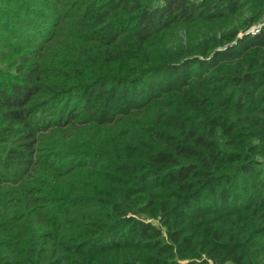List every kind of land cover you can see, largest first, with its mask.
<instances>
[{
    "label": "trees",
    "instance_id": "16d2710c",
    "mask_svg": "<svg viewBox=\"0 0 264 264\" xmlns=\"http://www.w3.org/2000/svg\"><path fill=\"white\" fill-rule=\"evenodd\" d=\"M0 264H264V0H0Z\"/></svg>",
    "mask_w": 264,
    "mask_h": 264
},
{
    "label": "rangeland",
    "instance_id": "374dc122",
    "mask_svg": "<svg viewBox=\"0 0 264 264\" xmlns=\"http://www.w3.org/2000/svg\"><path fill=\"white\" fill-rule=\"evenodd\" d=\"M41 7H37V9H40ZM41 11H40V13H42L43 14V8H41L40 9ZM37 18V17H36ZM37 19H39V16H38V18ZM50 29V25L48 24V25H46V30L43 32V35H46V33H47V31ZM36 39H37V36H36ZM13 41H18V40H16V39H14ZM24 44V43H23Z\"/></svg>",
    "mask_w": 264,
    "mask_h": 264
}]
</instances>
